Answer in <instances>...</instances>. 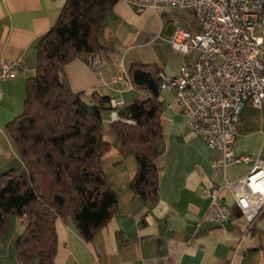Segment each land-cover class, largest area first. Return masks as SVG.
I'll return each instance as SVG.
<instances>
[{"label":"crops","instance_id":"obj_1","mask_svg":"<svg viewBox=\"0 0 264 264\" xmlns=\"http://www.w3.org/2000/svg\"><path fill=\"white\" fill-rule=\"evenodd\" d=\"M66 1L0 0V56L12 60L23 55L26 59L14 80L0 84V174L22 164L9 124L24 110L27 81L37 63V44L57 22ZM175 9L139 11L120 0L100 33L104 47L99 55L100 74L79 58L65 65L63 80L72 91L85 96L98 91L111 99H124L126 92L137 87L141 91L132 101L147 99L149 88L135 84L133 90L119 92L104 81L120 71L130 74L135 63L148 64L137 68L156 79L158 71L173 75L183 63L194 61L196 54L177 51L171 47V36H164L171 27L167 23L180 18L173 16ZM193 16L185 30L196 33L200 24H195L198 20L194 13ZM171 48L176 50L175 54H169ZM159 96L163 102V138L159 142L157 200L145 202L131 190L130 181L136 169L133 154L121 147L111 149L106 155L113 159V175L111 180L106 177L119 195L117 210L90 242L71 218L59 219L54 264H264V209L249 229L234 207L231 193L223 187L226 181L246 176L250 165H224L222 153L187 127L175 91L160 90ZM263 110L264 105L257 108L250 101L244 104L232 145L236 155L246 154L264 161ZM213 161L219 164L214 165ZM215 188L220 189L223 202L232 210L229 219L220 225L203 221L210 210V198L203 193ZM1 257L3 264H22L14 250H9L6 258Z\"/></svg>","mask_w":264,"mask_h":264},{"label":"trees","instance_id":"obj_2","mask_svg":"<svg viewBox=\"0 0 264 264\" xmlns=\"http://www.w3.org/2000/svg\"><path fill=\"white\" fill-rule=\"evenodd\" d=\"M119 1L67 0L37 44V67L27 81L24 110L9 124L22 164L0 174V248L11 217H21L26 226L14 243V255L22 264L55 263L59 219L71 218L90 242L117 210L119 195L102 166L112 149L103 133V112L112 110V99L98 91L89 96L74 92L62 75L73 60L101 54L100 33ZM138 66L149 65L135 63L130 74ZM117 112L113 130L136 162L131 190L154 203L163 102L150 91L147 99H135Z\"/></svg>","mask_w":264,"mask_h":264},{"label":"built area","instance_id":"obj_3","mask_svg":"<svg viewBox=\"0 0 264 264\" xmlns=\"http://www.w3.org/2000/svg\"><path fill=\"white\" fill-rule=\"evenodd\" d=\"M123 1L139 11L189 9L200 22L196 33L178 28L170 38L177 51L196 54L194 61L183 63L173 75L158 71L156 79L160 90L175 91L187 127L222 153L224 165H250L246 176L226 181L223 187L231 193L234 207L251 229L264 209V161L236 155L232 145L244 104L250 101L257 108L264 105V0ZM86 62L100 74L98 55L89 56ZM25 63L23 55L12 60L0 56V84L14 80ZM104 84L117 87L119 92L135 88L128 71L114 74ZM123 104L122 98L111 100L112 121L118 120L117 110ZM203 195L210 198V210L203 221L220 225L229 219L232 210L223 202L219 188Z\"/></svg>","mask_w":264,"mask_h":264},{"label":"rangeland","instance_id":"obj_4","mask_svg":"<svg viewBox=\"0 0 264 264\" xmlns=\"http://www.w3.org/2000/svg\"><path fill=\"white\" fill-rule=\"evenodd\" d=\"M174 12H175V14H173V16L177 17V18L180 17V18H178V19L173 18V21H170L167 23L168 26H171V27H170L169 32L168 31L166 32V30H165L164 36H167V37L171 36L172 37L175 30H177L178 28H181L183 30L187 29L188 24L194 18L193 13L190 10H181V8H176ZM196 23L200 24L199 21H197V22L195 21V24ZM171 47H173V46L171 45ZM175 52H176V50L171 48L169 54H175ZM145 54H148V53H145ZM36 67H37V63L35 65V71H36ZM34 74H35V72H34ZM139 91H141V90L136 87L135 90L126 92L123 95L124 99H125V101H124L125 104H123V105L125 106V105L129 104L132 101V99H134V97L136 95H138ZM110 112H109V110L104 111L103 133L105 135V138L112 143V149H113V151H115L116 147L118 148L121 146H120V139L112 127V117H111ZM108 113H110V114H108ZM263 113H264V110H263ZM107 115L109 117H107ZM113 151H112V153H113ZM107 155L105 157L104 162L102 161V166H103V169H104L105 174L107 175L108 179L111 180L112 175H113V171H112L113 159L112 158L108 159L109 156H107ZM111 165H112V167H111ZM11 219H12V221L10 222L11 225H9L8 231L3 235L2 240H1V248L0 249L2 251V254L0 251V256L2 255V257H1L2 259L4 256L7 255L9 250L12 253V251L14 250L15 241L23 233L25 226H26V223L24 222V220L19 216H16V215L12 216ZM22 222L24 223L23 226H22ZM4 258H6V257H4Z\"/></svg>","mask_w":264,"mask_h":264},{"label":"water","instance_id":"obj_5","mask_svg":"<svg viewBox=\"0 0 264 264\" xmlns=\"http://www.w3.org/2000/svg\"><path fill=\"white\" fill-rule=\"evenodd\" d=\"M133 79L138 86L149 88L153 95H160L158 81L153 78L148 72H145L140 68H136L133 71Z\"/></svg>","mask_w":264,"mask_h":264}]
</instances>
